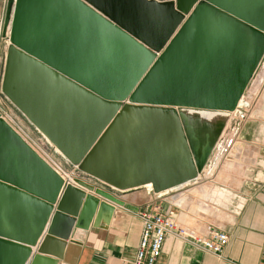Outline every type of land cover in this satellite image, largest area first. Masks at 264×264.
Listing matches in <instances>:
<instances>
[{"label": "water", "instance_id": "1", "mask_svg": "<svg viewBox=\"0 0 264 264\" xmlns=\"http://www.w3.org/2000/svg\"><path fill=\"white\" fill-rule=\"evenodd\" d=\"M9 40L3 91L30 123L85 174L162 193L209 164L220 114L264 58V0H17ZM113 205L125 203L65 183L0 118V264H27L45 232L28 264H58Z\"/></svg>", "mask_w": 264, "mask_h": 264}, {"label": "crops", "instance_id": "2", "mask_svg": "<svg viewBox=\"0 0 264 264\" xmlns=\"http://www.w3.org/2000/svg\"><path fill=\"white\" fill-rule=\"evenodd\" d=\"M258 75L255 76V80ZM255 80L250 88L251 91L249 88L247 91L255 95L263 94L264 99V82L261 83L262 86L260 85L257 92H252ZM239 115L241 118L246 116ZM257 121L264 125V117L261 113H258L255 121H242L225 158L226 160L229 157L230 151H237L239 154L233 157L235 160L243 159L241 171L251 170L252 173L246 172L245 176L244 172L242 173L238 191L229 192L225 188H219V191L214 192L220 200L225 201L231 194L233 195L232 200L236 201V204L239 203L237 209L225 210V216L223 213L217 216V219L225 218L224 221H219V223L212 221L214 212L205 203L211 199L207 183L211 182L214 177L223 178V167H231L233 164L232 161H224L217 173L211 175L213 160L209 162L199 179L165 191L160 199L150 193L147 186H143L148 189L145 195L134 192L141 187L127 190L122 194H115L124 201L125 206L122 208L113 205V211L105 209L89 230L78 229L74 234L76 243L67 241L64 260H59L58 264H133L143 229L142 222L134 213L149 209L154 203L160 204L165 212H172L181 223L199 229L203 236H208V227L220 228L229 235V244L221 257L191 244H182L169 238L165 242L158 264H264V165L261 164L264 162V127L255 129ZM217 152V150L214 152L215 158ZM252 155L255 157L253 159L259 163L247 167L245 164L250 162L249 157ZM235 180L238 181V179ZM190 185L196 187L188 190L189 192L185 191V193L188 192V196L185 194L182 197L179 195L170 197L173 190L182 191ZM216 185L222 184L217 183ZM195 192L201 198L199 196H197L199 198H194L195 195L193 196L192 193L195 194ZM45 233L36 246H27L31 251L27 264L37 254ZM40 255L55 259L49 255Z\"/></svg>", "mask_w": 264, "mask_h": 264}, {"label": "built area", "instance_id": "3", "mask_svg": "<svg viewBox=\"0 0 264 264\" xmlns=\"http://www.w3.org/2000/svg\"><path fill=\"white\" fill-rule=\"evenodd\" d=\"M16 1L17 0H0L1 42L9 41L10 43L9 36ZM176 1L177 0H166L161 2ZM9 7L10 12L8 13ZM8 15L10 17V23L7 28V38L1 39L5 18ZM1 61L2 59H0V62ZM246 117L247 116H244V118ZM0 118L3 119L21 137V139L65 181V183L73 182L74 175L67 173L60 165H57L52 159V156L44 151L40 144L35 143L32 140L29 132L15 120L9 111L4 108V99L2 98H0ZM45 139L48 144H52L46 137ZM223 139L221 137L217 144V148L219 143L221 141L223 142ZM201 175H199L197 179H199ZM149 192L153 193L157 199H160L164 193H155L153 188L149 189ZM167 212L163 210V207L160 204L154 203L153 207L134 213V215L142 222L143 229L140 244L133 264H158L165 242L169 238H172L182 244H191L218 257L222 256L224 249L229 244V235L224 230L217 227H208V236H203L199 232V229L181 223L176 219L172 212Z\"/></svg>", "mask_w": 264, "mask_h": 264}, {"label": "rangeland", "instance_id": "4", "mask_svg": "<svg viewBox=\"0 0 264 264\" xmlns=\"http://www.w3.org/2000/svg\"><path fill=\"white\" fill-rule=\"evenodd\" d=\"M160 1H166V0H160ZM15 7H16V5H15ZM14 11H15V9H14ZM13 15H14V13H13ZM9 46H10L9 41H2L0 44V59H2V61L0 62V98L4 99V108L7 111H9L13 115L15 120L29 132L32 140L35 143L40 144L42 149L52 156V159L54 160V162L57 165H60L67 173L74 175V177H79V178L85 179L90 183H94L97 186L112 192L113 194H122L125 191H127V190H125V191L118 190L114 187H111V186H109V185L85 174L84 172H82L78 168V166H75L71 162H69L58 150L55 149V147L52 144L47 143L44 134H42L33 124H31L30 121L23 115V113L7 97V95L3 91L2 84H3V77H4V73H5L6 63H7V55H8ZM263 66H264V60H263V63L261 65V67L259 68L258 73L256 75L260 74ZM253 80H255V77L253 78ZM253 80L251 82L249 89L252 86ZM253 87H254V85H253ZM248 91L245 95L246 101L244 100L243 104L241 102L239 105L240 107L244 108L242 110V113H239V114H245L247 117L244 119H241L239 116L234 117V118L232 117V120H231L230 124L228 125V128L226 127L227 129H226V132L224 133V138H225V136L230 134L232 131H234L236 128L240 129L239 125L242 123V121L243 122L244 121H252V120L255 121V119L258 118V113H261V116L264 117L263 94L255 95V94H252ZM250 91H251V89H250ZM252 92H254L253 89H252ZM247 102L249 103V106H247ZM236 112H239V111H236ZM262 127H264V125L259 123L258 121L255 123V129L256 128L261 129ZM236 142H237V140L235 141V143ZM230 146H231V144L229 143V149H230ZM236 154H239V153L237 151H230L229 152V157H227L225 162L226 161H229V162L232 161L233 165L231 167H229V166L223 167L222 172L224 174V177L223 178L214 177L213 179H211V182L207 183V186H209V194L211 195L210 196L211 199H210V201H206L205 203L207 205H209L211 207V210L214 212V216H213L214 218L212 219V221L214 223H219V221L222 222V220L224 221L225 218H223V219L218 218L217 219V216L220 213H223L225 216L226 215L225 210L230 211V210L237 209V206L239 204V203L236 204L235 203L236 201L232 200L233 195H231V194L227 196V197H229V199L227 201H225V200H220L218 195H214V192L216 190L219 191V188H225L229 192H234V190L238 191L239 190L238 189V185H239L238 183H240L239 181L242 177V173L244 172V176L247 175V173H252L251 170L246 171L245 169H243L241 171V167L243 166V164H242L243 159L241 158V159L235 160L233 156ZM214 158H215V153H213L212 157L210 158V161H213ZM249 158H250V160H249L250 162L245 164L247 167H252V166L256 165V163H259L255 159H253V158H255L254 155L250 156ZM261 164L264 165V162H261ZM257 170L255 171V174H256ZM235 179H238V181H236ZM231 181L233 183L232 185H231ZM217 183L222 184V185H216ZM195 187L196 186L190 185V186L185 187V189L182 191L176 192L175 190H173L170 193V197L171 196H177V195H179L181 197L185 194L187 195L188 192L192 188H195ZM147 190L148 189L146 187H141L140 189H138L134 192H140V193L145 195L146 193H148ZM185 191H188V192L185 193ZM232 194H234V193H232Z\"/></svg>", "mask_w": 264, "mask_h": 264}, {"label": "bare ground", "instance_id": "5", "mask_svg": "<svg viewBox=\"0 0 264 264\" xmlns=\"http://www.w3.org/2000/svg\"><path fill=\"white\" fill-rule=\"evenodd\" d=\"M176 3V2H175ZM12 26V25H11ZM84 56H87V53L86 52H84ZM92 58L93 59H96L97 58V54L96 53H94V54H92ZM263 60H264V58H263ZM263 60H262V62H261V64H260V66H259V68L261 67V65H262V63H263ZM259 70V69H258ZM258 72V71H257ZM257 72H256V74H257ZM255 74V75H256ZM255 77V76H254ZM253 80V79H252ZM264 80V66H263V68H262V71L260 72V74L258 75V77H257V79L255 80V82H254V87H253V91L254 92H257V90H258V88L260 87V85H261V83L262 82H264L263 81ZM252 82V81H251ZM264 84V83H263ZM250 85H251V83H250ZM250 85H249V87H250ZM262 86V85H261ZM248 87V88H249ZM260 89V88H259ZM248 90V89H247ZM247 92V91H246ZM246 92H245V94H244V96H243V98L241 99V101L239 102V105H240V103L243 101V99H245V95H246ZM246 101V100H245ZM247 106H249V103L247 102ZM244 108L243 107H240V106H238V110L237 111H239L240 113H242V110H243ZM239 112H233V113H228V112H226V113H221L220 115H222V116H224V117H227V128H228V125L230 124V122H231V120H232V117L234 118V117H237V116H240L239 115ZM201 114V116H203V117H214L215 115L216 116H218L219 114H210V113H200ZM245 115V114H244ZM226 128V129H227ZM226 129L224 130V132L222 133V139L224 138V133L226 132ZM237 131H238V128H236L234 131H232L230 134H228L227 136H225V138L223 139V142L221 143H219V145H218V148H217V146H216V149H217V155H216V158L214 159V166L212 167L213 168V171H212V174L211 175H215L216 173H217V171H218V169L222 166V164H223V162L225 161V158H226V155H227V152H228V150H229V143L230 144H232V142H233V139H234V135L237 133ZM60 152V151H59ZM215 152V151H214ZM61 153V152H60ZM212 170V169H211ZM147 186V188H149V189H151L152 188V185L151 184H148V185H146ZM192 195L194 196V198H201V196H199L198 195V193H196L195 192V194H193L192 193ZM188 196V195H187ZM190 196H191V194H190ZM197 196H199V197H197ZM182 197V196H181ZM185 199V198H184ZM193 202V201H192ZM181 204V203H180ZM201 204V203H200ZM198 205V204H197ZM200 211V210H199Z\"/></svg>", "mask_w": 264, "mask_h": 264}]
</instances>
